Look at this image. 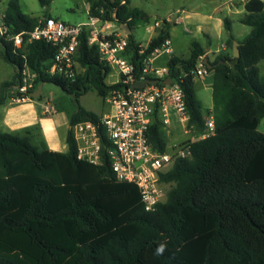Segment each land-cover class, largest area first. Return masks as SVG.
Returning a JSON list of instances; mask_svg holds the SVG:
<instances>
[{
	"label": "trees",
	"instance_id": "obj_1",
	"mask_svg": "<svg viewBox=\"0 0 264 264\" xmlns=\"http://www.w3.org/2000/svg\"><path fill=\"white\" fill-rule=\"evenodd\" d=\"M51 0H38L46 6ZM87 17L126 23L147 21L144 11L128 0H84ZM238 19L249 26L240 40L230 34L231 20L222 19L228 51L218 53L207 68L211 76L214 132L185 140L189 156L177 158L160 174L169 183L163 201L142 208L134 184L117 180L103 158L92 164L75 157L70 126L99 117L78 108L69 118L66 150L37 147L28 135L0 131V264H264V134L257 130L264 116V0H246ZM44 16L48 14L44 13ZM38 18L8 0L2 16L0 57L14 74L0 82V100L19 82L22 56L36 74L35 85L49 82L74 97L94 89L105 98L120 83L106 84L110 66L99 60L95 44L81 29L72 80L48 75L54 47L42 39L27 40ZM162 25L137 54L131 33L124 55L139 60L168 37ZM22 32L13 49L8 34ZM238 55H232V41ZM203 53L192 41L186 58L167 60L177 76L193 68ZM187 113L186 126L202 132L205 114L195 95L193 78L180 81ZM102 135V130L100 131ZM153 149L164 150L162 124L154 113L147 130Z\"/></svg>",
	"mask_w": 264,
	"mask_h": 264
},
{
	"label": "built area",
	"instance_id": "obj_2",
	"mask_svg": "<svg viewBox=\"0 0 264 264\" xmlns=\"http://www.w3.org/2000/svg\"><path fill=\"white\" fill-rule=\"evenodd\" d=\"M181 13L180 9L159 19L153 18L146 30L156 33L162 25L181 22ZM2 16L0 12V35L6 31L2 25ZM83 28L87 31V43L96 45L99 60L116 69V82L120 85L105 97L110 106L107 113L95 121L86 119L70 126L75 157L92 164H99L106 157L114 177L134 184L142 208L152 210L156 203L165 199L168 189L169 183L162 181L160 174L167 171L175 159L188 157L190 152L187 144L173 145L161 151L153 149L147 140L148 126L154 113L162 126L168 125L169 113L173 112L178 121L185 125L184 132L191 133L188 140L212 135V114L205 117L204 128L198 134L186 126L187 113L180 86L186 74L196 78L207 75L208 69L200 55L193 68L172 76L167 65V60L172 57L168 37L140 58L137 67L124 55L126 34L117 23L89 16L83 24H70L48 15L38 18L27 37L28 41L42 39L54 47L51 62L44 70L48 75H58L68 80L74 78L77 37ZM183 29L188 31L186 27ZM6 38L11 39L13 49L19 48L22 32L7 34ZM137 46V54L141 55L147 48V42L138 43ZM159 54L166 55L164 65L153 64ZM168 76L171 80L168 83L162 82ZM35 79V72L22 56L19 82L10 91L9 101L19 104L32 99L30 92L36 87ZM145 79H155L156 82H145L141 87L133 86Z\"/></svg>",
	"mask_w": 264,
	"mask_h": 264
},
{
	"label": "rangeland",
	"instance_id": "obj_3",
	"mask_svg": "<svg viewBox=\"0 0 264 264\" xmlns=\"http://www.w3.org/2000/svg\"><path fill=\"white\" fill-rule=\"evenodd\" d=\"M8 0H0V12H4ZM230 0H128L129 6H135L147 14L148 20L137 19L132 24L130 33L138 43H145L150 39L155 31L146 30L153 18L159 19L176 10L183 9L186 12H198L197 15L186 18L181 22L169 24L168 39L169 46L176 56L186 58L189 55L192 41H196L202 46L209 45L215 54L223 53L222 44H225L227 32L220 21L223 17L231 20L230 34L236 40L242 39L249 31V26L242 24L238 18L242 15L243 9L236 12L227 13L225 4ZM84 0H51L46 6H41L38 0H18L20 10L32 16L40 18L44 13L60 19L70 24H83L87 21V13ZM209 14V17L202 15ZM186 27L188 31L183 28ZM207 27V28H206ZM122 31V30H121ZM206 32L208 36L203 33ZM1 50V47H0ZM212 54H209V58ZM165 54H159L153 61L154 65H164ZM259 67H262L260 65ZM13 66L6 63L0 57V82L12 77ZM209 71V70H208ZM260 75L262 72L260 71ZM193 88L201 104L206 106L211 101L209 88H204L198 77L193 78ZM118 80V74L114 67H110L104 78L106 84L114 83ZM40 102H45L51 107V115L59 123L67 125L70 116L78 109L91 112L98 117L107 113L110 106L105 98L96 93L94 89H88L77 97L66 93L56 85L43 82L41 84L38 97H33ZM170 122L162 126V134L165 140L166 149H170L171 144L182 139H187L191 133H185V125L178 121L176 115L169 113ZM257 130L264 134V116L257 124Z\"/></svg>",
	"mask_w": 264,
	"mask_h": 264
},
{
	"label": "crops",
	"instance_id": "obj_4",
	"mask_svg": "<svg viewBox=\"0 0 264 264\" xmlns=\"http://www.w3.org/2000/svg\"><path fill=\"white\" fill-rule=\"evenodd\" d=\"M245 1L246 0L228 1V3L225 4L226 12L231 13V12L240 11L241 9H243V3ZM84 4L87 13L89 4L86 2H84ZM181 10H182L181 21L198 14V12H194V11L193 12L189 11L184 13V10L183 9ZM202 16L209 17L210 15L203 14ZM222 19L220 21L221 25H222ZM203 34L205 36H208L206 32H204ZM199 45L203 49V53L201 54L203 59H206L208 62H211L216 54L211 51L209 45L206 47L202 46L201 44ZM221 46H222L221 47L222 50H226V46L224 43ZM209 54H212L210 58H209ZM172 56H176V55L173 53ZM260 65H262V67H259ZM257 68L259 73L261 71L262 74H264V58L257 62ZM11 73L14 74V69L12 70ZM211 76H212V72L208 71L207 75L198 77L203 87L210 89V94H211V85H210ZM211 106H212V100L206 106H203L201 104V112L205 114V117L211 114L210 112ZM50 111H51V107L45 102H40L35 99H30L28 101L19 104H13L9 101V96H5L3 100H0V131L9 132L17 135L26 134L28 135L30 142L37 147L45 146L50 150L65 151L66 150L65 136L69 129V123L67 125L59 123L50 114L51 113ZM187 139L186 138L182 139L177 143L173 142L170 148L173 145L180 144Z\"/></svg>",
	"mask_w": 264,
	"mask_h": 264
},
{
	"label": "water",
	"instance_id": "obj_5",
	"mask_svg": "<svg viewBox=\"0 0 264 264\" xmlns=\"http://www.w3.org/2000/svg\"><path fill=\"white\" fill-rule=\"evenodd\" d=\"M117 24H118L119 28H120L125 34L130 33V29H129V27H128V25H127L126 23H117ZM232 55H233V56H237V55H238L237 43H236V41H234V40L232 41ZM203 62H204L205 66H206L207 68H210V65L206 62V59H203ZM170 80H171V78L168 76V77H166L162 82H164V83H168ZM145 82H156V80H155V79H145V80H143V81H141V82L134 83L133 86H134V87H141V86L144 85ZM42 83H43V82H39V83L36 85L35 89H34L33 91L30 92V96H31V97H38V96H39L40 88H41V84H42Z\"/></svg>",
	"mask_w": 264,
	"mask_h": 264
}]
</instances>
